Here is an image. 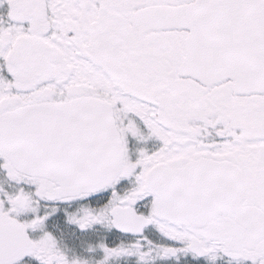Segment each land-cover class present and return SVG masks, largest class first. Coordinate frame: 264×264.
<instances>
[{
    "label": "snow or ice",
    "instance_id": "obj_1",
    "mask_svg": "<svg viewBox=\"0 0 264 264\" xmlns=\"http://www.w3.org/2000/svg\"><path fill=\"white\" fill-rule=\"evenodd\" d=\"M0 264H264V0H0Z\"/></svg>",
    "mask_w": 264,
    "mask_h": 264
}]
</instances>
